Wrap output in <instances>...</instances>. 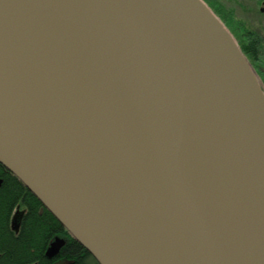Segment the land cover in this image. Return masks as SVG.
Listing matches in <instances>:
<instances>
[{
    "label": "water",
    "instance_id": "95a60500",
    "mask_svg": "<svg viewBox=\"0 0 264 264\" xmlns=\"http://www.w3.org/2000/svg\"><path fill=\"white\" fill-rule=\"evenodd\" d=\"M0 164L98 264H264V92L202 0H0Z\"/></svg>",
    "mask_w": 264,
    "mask_h": 264
},
{
    "label": "trees",
    "instance_id": "16d2710c",
    "mask_svg": "<svg viewBox=\"0 0 264 264\" xmlns=\"http://www.w3.org/2000/svg\"><path fill=\"white\" fill-rule=\"evenodd\" d=\"M202 1L233 36L264 92L263 38L244 24L234 22L232 10L221 9L219 0ZM13 222L16 231L12 229ZM58 242L61 243L57 250L49 253L48 250ZM0 264H97L22 182L1 164Z\"/></svg>",
    "mask_w": 264,
    "mask_h": 264
},
{
    "label": "rangeland",
    "instance_id": "374dc122",
    "mask_svg": "<svg viewBox=\"0 0 264 264\" xmlns=\"http://www.w3.org/2000/svg\"><path fill=\"white\" fill-rule=\"evenodd\" d=\"M219 2L222 4L221 9L232 10L231 19L234 22L244 24L250 30L259 34L264 40V14L259 12L260 7L264 5V0H219ZM262 51L264 56V47ZM53 250L54 247H51L50 251Z\"/></svg>",
    "mask_w": 264,
    "mask_h": 264
},
{
    "label": "bare ground",
    "instance_id": "6f19581e",
    "mask_svg": "<svg viewBox=\"0 0 264 264\" xmlns=\"http://www.w3.org/2000/svg\"><path fill=\"white\" fill-rule=\"evenodd\" d=\"M98 264V263H97Z\"/></svg>",
    "mask_w": 264,
    "mask_h": 264
}]
</instances>
